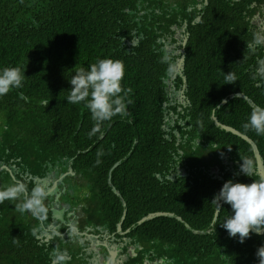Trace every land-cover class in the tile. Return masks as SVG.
Listing matches in <instances>:
<instances>
[{
	"label": "flooded vegetation",
	"instance_id": "obj_1",
	"mask_svg": "<svg viewBox=\"0 0 264 264\" xmlns=\"http://www.w3.org/2000/svg\"><path fill=\"white\" fill-rule=\"evenodd\" d=\"M120 1L129 3L131 9L109 7L125 13L124 21L118 19L109 26L111 35L120 34L119 48L127 54L144 40L148 71L144 96L155 105L159 131L152 141L159 151L118 159L114 142H110L109 156L108 140L104 141L101 132L96 143L105 155H85L78 163V155L94 144L76 150L73 156L45 160L36 172L20 157L8 162L2 157L0 179L6 174L12 182L23 183L29 193L42 186L47 211L41 219L17 211L19 201L2 203L0 264H50L53 249L67 251V264H230V259L246 260L242 248L235 253L229 244L237 238H229L219 225L231 215L230 206H220L213 198L227 180L250 184L253 178L235 169L224 153L219 152L218 162L214 161L212 150L206 147L210 137L200 138L198 127L191 123L184 67L189 39L201 37L195 27L206 16L213 17L211 21L237 17L249 22L256 38L264 37V0ZM102 13L106 18L117 14ZM239 33H245L244 23ZM164 56L169 57L167 62H161ZM195 140L206 149L194 153ZM136 144L133 139L131 148ZM254 175L260 180L256 171ZM213 218L214 233L209 231Z\"/></svg>",
	"mask_w": 264,
	"mask_h": 264
},
{
	"label": "trees",
	"instance_id": "obj_2",
	"mask_svg": "<svg viewBox=\"0 0 264 264\" xmlns=\"http://www.w3.org/2000/svg\"><path fill=\"white\" fill-rule=\"evenodd\" d=\"M113 1L0 0V67L25 66L26 78L21 88L0 97V159L5 157L8 162L20 157L25 166L36 172L45 160L73 156L76 150L94 144L87 153L78 155V163L85 155L98 157L100 148L96 141L101 132L105 133L104 141L108 140L109 156H112L110 142L115 143L118 159L127 154H157L159 148L152 137L159 131L158 116L154 112L155 105L144 96L143 86L148 72L147 48L144 40L130 54L119 48L120 34L112 37L109 26L116 25L118 19L124 21L121 16L125 13L119 14L118 9L109 7L131 6L120 0ZM106 10L117 14L106 18L102 13ZM211 19L213 17L206 16L205 21L195 27L201 37L192 35L186 48L184 73L192 109L191 123L198 127L200 138L210 137L211 141L205 140L206 147L212 150L215 162L220 152L229 157L235 169L239 170L241 161L250 159L256 171L251 146L216 127L210 116L215 110L214 116L220 123L248 136L257 146L264 165V136L242 127L254 108L236 96L216 108L230 94H244L255 106L264 107V73L260 72L264 67L263 46L248 48L256 39L248 21L234 16L230 20ZM243 23L244 34L239 33ZM103 58L123 61L125 74L121 83L132 89L129 97L132 103L127 105L130 115L113 117L101 126L100 132L89 136L95 122L82 103H67L71 88L68 81L75 68H87ZM228 72L235 74L233 84H225L224 74ZM45 101H49L46 106ZM133 139L137 140L134 149L130 146ZM199 149L206 148L201 144L194 153ZM101 155H105L103 151ZM252 178L259 181L256 175ZM11 184L15 183L6 174L0 179V188ZM3 226V218H0V232ZM229 244L235 253L242 248L246 254V260L230 259V264L244 261V264H258L255 252L264 244V234L252 233L243 245L238 241Z\"/></svg>",
	"mask_w": 264,
	"mask_h": 264
},
{
	"label": "clouds",
	"instance_id": "obj_3",
	"mask_svg": "<svg viewBox=\"0 0 264 264\" xmlns=\"http://www.w3.org/2000/svg\"><path fill=\"white\" fill-rule=\"evenodd\" d=\"M261 43H264V37L258 36L253 43H249L248 48L254 49ZM168 60L169 57L164 56L161 62ZM24 71L25 66L0 67V97L23 86L26 80ZM260 72L264 73V67ZM124 74L123 61L111 58L97 59L87 68L83 66L75 68L74 75L68 81L71 88L66 101L71 104L82 103L90 113L95 123L89 136L100 132L101 126L105 122H110L113 117L130 115L127 105L132 103L129 98L132 89L122 86ZM224 78L225 84H233L236 80L232 72L224 74ZM48 102H44L45 106ZM242 127L245 131H254L257 136H264V107L258 106L252 109ZM198 140L194 141V148L199 147ZM99 155L101 153H98ZM239 172L246 177H252L255 172L252 160L241 161ZM45 198L46 193L42 186L34 187L30 193L23 183L0 188V204L6 200L19 201L15 204L17 211L22 214L30 212L33 215H40L41 219H43L42 214L47 211L44 205ZM213 200L220 206L222 204L230 206L231 215L219 224L229 238H237L238 243L243 244L252 233L264 234V180H252L250 184L227 180L214 195ZM215 227V218H213L209 231L214 233ZM255 257L258 259V264H264V244L256 249ZM68 259L67 251L53 249L50 253V264H67Z\"/></svg>",
	"mask_w": 264,
	"mask_h": 264
},
{
	"label": "water",
	"instance_id": "obj_4",
	"mask_svg": "<svg viewBox=\"0 0 264 264\" xmlns=\"http://www.w3.org/2000/svg\"><path fill=\"white\" fill-rule=\"evenodd\" d=\"M183 60V57L180 59V62H182ZM233 96H236V97H240L242 99H244L251 107L253 108H256L258 106H255L253 104V102L248 98L246 97L244 94H230L228 97L226 98H223L220 103L216 106V108L218 109L220 106L224 105L226 102H227V99H231L233 98ZM214 113H215V110H212L211 112V120L213 121V124L218 127L219 129L225 131V132H228V133H231L233 135H235L236 137H239L240 139L244 140L245 142H247L250 146H251V149H252V152H253V155H254V159H255V165H256V172H257V175L259 176L260 180H264V165H263V162H262V158H261V155L258 151V148L257 146L253 143V141L248 137L246 136L245 134H242L241 132L237 131L236 129H234L233 127H230V126H227V125H224L222 123H220L216 117L214 116ZM5 169L11 173L10 169L5 167ZM1 170V169H0ZM149 216L143 218L142 220H145L147 219Z\"/></svg>",
	"mask_w": 264,
	"mask_h": 264
}]
</instances>
